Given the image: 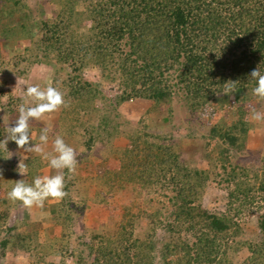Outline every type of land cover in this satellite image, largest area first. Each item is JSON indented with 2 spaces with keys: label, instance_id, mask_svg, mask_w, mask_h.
Here are the masks:
<instances>
[{
  "label": "trees",
  "instance_id": "16d2710c",
  "mask_svg": "<svg viewBox=\"0 0 264 264\" xmlns=\"http://www.w3.org/2000/svg\"><path fill=\"white\" fill-rule=\"evenodd\" d=\"M54 2L61 6L60 20L50 24L45 17L35 20L32 9L23 0H0V31L5 34L0 38V64L4 65L5 59L12 57L16 49L15 43L9 39L11 34L35 42L40 31L43 36L38 48L43 50L42 58L46 59L48 67L57 69L51 58L54 53L63 64L74 61L71 67L67 66L69 75L58 77L59 89L69 105L59 110L70 120L69 142L76 140L77 129L90 136L83 141L87 150L92 149L96 135L101 131L113 142L123 135L122 130L119 131L123 121L114 122L113 119L124 120L125 116L130 119L133 108L141 109L143 114L157 112L162 104L172 100L177 90L189 95L193 109L212 100L224 101L228 93L234 95L237 105L235 122L229 128L213 127L211 135L223 142L216 163L227 173L225 181L234 185L229 190V205L236 211V217L218 215L195 204L194 198L199 193L194 190L186 193L185 186L176 198H171L179 206L171 213L169 221L174 220L169 222V228L183 227L188 232L199 233L194 245L187 246V264L213 263L217 259L214 255L220 249L219 241L229 235L242 234L240 222L235 218L253 205L258 194L264 200V172L259 176L254 174L252 165L233 166L230 151L231 147L235 151L246 150L252 135V124L247 122L248 112L241 104L252 95L256 86V81L250 77L252 70L259 68L264 74V0H93L92 9H88L92 23L89 32L78 25L84 19L89 21L88 17L85 18V11L78 9L79 2L69 7L61 0ZM42 58L39 54L36 57L37 61L44 63ZM90 65L98 67L105 79H119L123 94L109 96L104 88L86 79L82 70ZM68 68L63 66L64 71ZM233 84L234 90L225 94ZM130 101L132 105H127ZM85 107L89 111L82 118L77 110ZM131 108L129 114L124 113ZM6 112L10 116L9 123H15L17 109L10 111L5 107L1 119ZM30 123L33 126L40 122ZM11 126H0V158L4 157L1 148L6 136L4 130ZM143 134L126 135L129 146L127 144L122 152L120 166L105 173V188H123L132 183L143 189L154 188L163 185L168 177L175 181L177 178L173 175L179 173L183 180L191 178L195 181V177H200L201 185L210 176L209 170L191 171L180 151L157 141L159 135L146 131ZM33 143L30 140L29 144ZM26 164L29 178L26 184H32L39 170L48 166L40 155L29 157ZM53 171L55 175L56 170ZM65 185L68 195L60 203L50 204L51 199L46 201L42 209L51 212L54 223L62 230L61 245L73 237L78 239L80 248L72 254L75 263L155 264L156 243L148 233L144 238L134 234V216L123 215L116 233H97L94 230L104 223L102 219L109 217L108 205L104 201L97 204L102 215L91 216L89 207L92 205L85 202L82 221H87L89 228L80 227L81 216L77 215L76 205ZM189 195L194 198L189 199ZM7 217L8 213L2 211L0 219ZM257 222L259 243L251 247L252 256L244 264H264V213ZM80 233L89 234L91 242ZM22 237L17 234L14 238L19 250L24 249L19 247ZM9 244L10 240L0 235L3 256H6Z\"/></svg>",
  "mask_w": 264,
  "mask_h": 264
},
{
  "label": "rangeland",
  "instance_id": "374dc122",
  "mask_svg": "<svg viewBox=\"0 0 264 264\" xmlns=\"http://www.w3.org/2000/svg\"><path fill=\"white\" fill-rule=\"evenodd\" d=\"M23 1L32 9L35 20L40 21L45 17V20H48L50 24L60 20L58 13L61 6L54 2L55 0ZM61 1L67 7L74 6V2H79L78 9L85 11V18L88 17L89 21L85 22L84 19L79 21L78 25L85 31L88 30L87 32L91 31L92 23L88 9H92L91 2L93 0ZM1 23L2 21L0 26ZM38 33L39 35L35 39L36 44L34 41L32 44L28 38H21L16 33L9 37L12 44L15 43L13 45L16 49L12 57L5 59L4 65L0 64L2 65L0 69V115L5 107L10 111L18 108L22 103L27 86L39 85L41 88H45L50 85L56 86L55 88L60 90L58 77L62 75L66 77L70 73L67 66L71 67L74 61H68L67 65L63 64V62L58 61V55L55 53L51 55V58L54 60V64L56 63L57 69L62 71L53 70L46 65V59L42 58L44 52L38 48L39 39H42L43 32ZM3 36L5 34L0 31V38ZM0 46L2 45L0 44ZM38 54L44 63L37 61ZM63 66H66L68 70L64 71ZM82 72L86 79H90L104 88L109 96L116 97L123 94L124 89L120 80L103 78L98 67L90 65L84 67ZM224 99V101L212 100L203 107L193 109L189 95H186L185 91L177 90L172 100L162 104L157 112L150 113L149 111L143 114L139 108L126 109L124 113L127 114L130 113L128 110H132L130 119L126 116L124 120L113 119L114 122L123 121L121 122L122 125L119 126V131L122 130L123 135L111 142L107 137L108 135L103 131L98 132L96 142L91 150H87L83 146V141L90 137L84 133V130L77 129L76 133L74 132L76 140H73L74 142L68 141L67 131L71 130L70 120L66 119L58 110L45 114L38 125L30 126L33 134L31 141L35 143L29 144V146H34L40 142L39 135L43 126H46L51 130L46 151H52L53 141L57 135L75 149L78 160L76 172L71 176V179L68 178V173L67 176L65 175V184L70 191L71 200L76 205L77 215L81 216V221L78 223L80 227L89 228L88 222L82 221L86 211L83 209L84 203L90 202L92 206L89 207V213L91 216H97L100 214L97 204L99 205L104 201L108 205L110 214L108 218L102 219L104 223L94 230L95 232L116 233L123 215L128 214L130 218L134 216L132 218L134 234L144 238L148 233L156 243L155 264H187L189 256L188 250H186L187 246L194 245L199 233L188 232L183 227L169 228V222L173 223L174 220L169 221L172 216L171 213L179 206L174 201L172 202L171 198H176L179 190L185 186L186 193L192 190L199 193L196 198L189 195V199L194 198L195 204L202 208L218 215L230 214L235 216L236 213L233 206L229 205V190L234 188V185L225 181L228 175L220 167V164L216 163L223 142L211 135L213 127L229 128L236 120L237 105L234 102V95L228 93ZM245 100L241 105L243 110L248 112L247 122L252 124V135L248 140L246 150L240 152L231 147V162L233 166L252 165L255 170L254 174L257 173L262 176V172H264V121H252L250 113L253 108L264 112V102H257V98L253 95ZM130 103L132 105L133 102L130 101L127 105ZM88 111L89 108L87 107L77 110L82 118L86 117ZM142 115L144 116L138 119ZM3 116L4 118H0L1 127H6L7 124L14 126V122L13 124L9 123L10 116L7 112ZM116 129L115 132H117ZM4 131L6 134V130ZM145 131L156 136L159 135L157 141L174 146L173 148L178 152L180 151L182 158L188 162L191 171L209 170L210 178L207 177L204 183L200 181L201 186L199 184L200 177H195V181L191 178L183 180L180 177L181 173H179V175H173L177 178L175 181L168 177L163 185L154 188L143 189L141 185L135 183L123 188H105V173L109 169L120 166L122 152L127 148V144L129 146L126 135H144L143 132ZM80 134L87 135H84L83 138ZM4 139L5 137H3ZM1 148L4 150V157L0 158V214L2 211H6L9 217L0 219V235L3 238L7 237L10 244L6 256L0 252V264H77L72 254L80 248L78 239L73 237L61 245L62 230L54 223L50 211L38 207L26 209L19 202L12 203L7 199V193L17 180L23 179L29 183L27 174L22 176L18 172L19 163L22 161L26 164L29 157H34L37 154L24 152L11 140L7 142L6 146L2 142ZM53 173V169L44 166L39 170L38 176L53 175ZM60 202L51 200L50 204ZM263 213L264 200L258 194L253 205L246 207L244 212L235 218L240 222L243 229L242 234L240 236L229 235L221 239L219 252L214 255L217 259L213 263L206 264H244L252 256L251 247L259 243L256 234L257 220ZM78 230L80 231L79 227ZM85 233L79 235H84L86 241L91 242V236ZM17 234L24 236L22 237V245H19L20 248H24L22 250H19L14 243ZM191 255H195L194 250L191 251Z\"/></svg>",
  "mask_w": 264,
  "mask_h": 264
},
{
  "label": "clouds",
  "instance_id": "9594fccd",
  "mask_svg": "<svg viewBox=\"0 0 264 264\" xmlns=\"http://www.w3.org/2000/svg\"><path fill=\"white\" fill-rule=\"evenodd\" d=\"M250 77L256 81L252 95L257 98V102H264V74L258 68L252 70ZM233 90L234 84L226 89L225 94ZM68 106L64 94L55 87L50 85L45 88H41L39 85L26 87L23 102L17 108L18 118L14 126L6 128L3 143L6 146L7 142L11 140L24 152L40 155L43 160L48 162L51 169L56 170V174L37 176L32 184H26L23 179L17 180L7 193V199L12 203L19 202L26 209L43 208L46 201L51 199L60 202L68 195V192L65 191V170L69 174L68 178L71 179V176L76 172L78 163L75 149L57 135L53 141L52 151H46L51 131L47 127L43 128L39 135L40 142L34 146H29L33 135L30 133V121H40L45 114L56 112L61 107L66 108ZM250 116L254 122L264 121V112L255 108L251 110ZM17 170L22 176H25L27 164L21 161Z\"/></svg>",
  "mask_w": 264,
  "mask_h": 264
}]
</instances>
